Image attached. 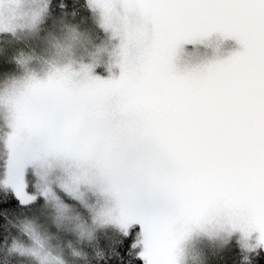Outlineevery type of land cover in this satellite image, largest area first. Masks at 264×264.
<instances>
[{"label": "snow or ice", "instance_id": "6c2138e0", "mask_svg": "<svg viewBox=\"0 0 264 264\" xmlns=\"http://www.w3.org/2000/svg\"><path fill=\"white\" fill-rule=\"evenodd\" d=\"M33 4L32 28L53 10L77 15L73 0ZM86 6L118 41L110 77L93 62L26 78L0 119V264H206L205 246L233 242L253 264L264 251V0Z\"/></svg>", "mask_w": 264, "mask_h": 264}, {"label": "rangeland", "instance_id": "374dc122", "mask_svg": "<svg viewBox=\"0 0 264 264\" xmlns=\"http://www.w3.org/2000/svg\"><path fill=\"white\" fill-rule=\"evenodd\" d=\"M98 2L103 5L110 0H98ZM11 3L14 5L12 13L9 12L8 0H5L4 14L0 17L3 30L6 32L11 30L13 33L0 35V55L5 58L2 69L4 71L0 72V119L6 122L12 115L9 105L14 104L21 94L20 89L18 87L13 89V86L19 85L26 78L44 80L49 71L56 68H70L73 73H79L80 65L93 64V62H95L93 75L99 76L102 80L110 77L111 73L108 72L107 67L98 71L97 69L102 67L100 61L105 56L108 57L107 65L113 62L112 54L118 41L104 29V17L101 13H93L96 23L93 24L90 20L88 27L87 22L72 20L67 16L57 14L52 17L55 14L53 11L32 28L29 27V16L34 7L33 0H11ZM68 19L72 21L65 23ZM69 26L74 30L73 32L68 31ZM101 40L108 47H101ZM194 48L195 45L186 46L187 51L197 54ZM234 48L232 41L225 43L226 51H233ZM200 50L201 53L205 52L203 46ZM16 52L27 53L31 59L27 64H20L18 61L13 64L9 57ZM116 74L118 75V70ZM71 83L73 87H78L83 83V77L74 75L71 77ZM4 126L0 124V131ZM188 248L190 253L195 255L196 243L189 244ZM215 249L217 248L205 246L207 259L212 253L215 254L213 252ZM193 264L196 262L193 261Z\"/></svg>", "mask_w": 264, "mask_h": 264}, {"label": "trees", "instance_id": "16d2710c", "mask_svg": "<svg viewBox=\"0 0 264 264\" xmlns=\"http://www.w3.org/2000/svg\"><path fill=\"white\" fill-rule=\"evenodd\" d=\"M73 2L75 4L77 15L75 17L67 16L69 19L71 18L72 20H76L79 22L83 21L85 23L87 22L88 27H90V20H92L93 24L96 23L95 19H93L92 10L86 6V0H73ZM49 3H55V0H50ZM57 14L58 13L55 12V14L52 17L56 16ZM69 19L65 23L72 21ZM228 42L231 43V40ZM233 42L236 44L235 41H232V43ZM230 246H227L225 248L215 249L213 251L215 254L212 253L211 256H209L206 264H239V260H240L239 248L235 245V242L232 243ZM253 264H264V251H262L259 255L254 257Z\"/></svg>", "mask_w": 264, "mask_h": 264}, {"label": "clouds", "instance_id": "9594fccd", "mask_svg": "<svg viewBox=\"0 0 264 264\" xmlns=\"http://www.w3.org/2000/svg\"><path fill=\"white\" fill-rule=\"evenodd\" d=\"M232 2H234L236 4H242L243 3V0H232ZM100 46L101 47H105V48L108 47V45L103 40L100 41ZM233 51H235V50H233ZM229 52H231V51H229ZM107 59H108V57L105 56L104 59L100 61L102 67L101 68H98L97 71L99 69H103V68L107 67V64H106ZM4 60H5L4 56L3 55H0V72L4 71V70H2L3 69V65H4Z\"/></svg>", "mask_w": 264, "mask_h": 264}, {"label": "flooded vegetation", "instance_id": "af4514ba", "mask_svg": "<svg viewBox=\"0 0 264 264\" xmlns=\"http://www.w3.org/2000/svg\"><path fill=\"white\" fill-rule=\"evenodd\" d=\"M238 47H239V46H238L237 43H236V44H235V48H234V50H236Z\"/></svg>", "mask_w": 264, "mask_h": 264}]
</instances>
